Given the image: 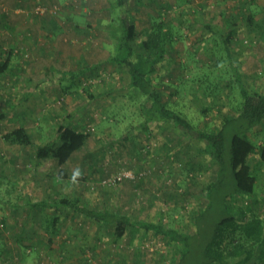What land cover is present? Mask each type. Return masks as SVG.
<instances>
[{
    "label": "rangeland",
    "instance_id": "obj_1",
    "mask_svg": "<svg viewBox=\"0 0 264 264\" xmlns=\"http://www.w3.org/2000/svg\"><path fill=\"white\" fill-rule=\"evenodd\" d=\"M83 1L0 0V60H10L9 71L0 75V264H171L176 247L152 232L130 227L114 242L112 225L61 207L46 208L35 220L28 206L76 197L96 210L192 233L190 217L205 203L201 190L216 170L198 153L201 142L171 122L139 125L141 100L130 92L125 72L109 60L108 27L118 26L125 11L112 8L109 0ZM249 2L258 6L251 26L244 17ZM131 4L128 13L139 31L149 28L152 17L172 26L173 49L158 63L152 83L193 124L215 127L233 113L241 101L238 78L248 90L264 91V0ZM62 48L75 57L68 62ZM65 69L76 77L70 79ZM60 124L89 135L62 166L66 177L54 160L38 161L34 155L35 145L51 139ZM20 126L32 133L31 146L2 141L4 132ZM248 136L264 146V122ZM258 158L255 150L249 161ZM77 168L81 179L73 183ZM257 174L255 210L262 218L264 167ZM119 175L122 180L103 184ZM215 213L206 211L201 224ZM51 215L58 217V234L49 243L42 225Z\"/></svg>",
    "mask_w": 264,
    "mask_h": 264
},
{
    "label": "trees",
    "instance_id": "obj_2",
    "mask_svg": "<svg viewBox=\"0 0 264 264\" xmlns=\"http://www.w3.org/2000/svg\"><path fill=\"white\" fill-rule=\"evenodd\" d=\"M132 1L136 4L141 0H109L112 8L123 7L125 11L118 26L108 27L113 38L109 60L125 72L130 92L141 100L140 126L146 127L149 122H171L175 130L199 140L203 146L197 149L198 153L201 152L216 166L201 190L205 203L190 217L195 229L192 233H183L177 228L134 220L117 211L96 210L69 196L54 202L40 200L28 204L33 218L36 220L37 213L46 208L72 210L98 225H112L114 242L122 239L130 227L145 233L152 232L176 247L178 256L171 264H185L191 254L187 264H264V217H259L255 210L259 197L257 173L264 167V146L257 145L248 136L249 131L264 122V91H250L238 78L241 101L237 100L233 113L223 115L215 127L193 124L181 116L169 105L164 90L152 83L158 63L173 49L171 43L175 37L172 26L160 16L157 19L152 17L149 28L139 31L128 13ZM256 7L249 2L244 15L248 26L255 22ZM204 26L213 31L209 24ZM230 38V34L223 38L225 46ZM9 65V56L0 60V75L9 71ZM67 76L70 79L76 77L74 72H69ZM1 139L8 145L23 148L34 143L32 133L21 126L4 132ZM88 139L87 133L60 124L51 139L35 145L34 155L38 161L54 160L60 166L59 175L66 177L62 166L86 145ZM255 150L259 158L253 163L249 161V156ZM211 208L216 212L215 217L201 224V217ZM57 223L58 217L51 215L42 225L49 243L58 234ZM196 236L199 239L196 240ZM28 249H23V256L29 253Z\"/></svg>",
    "mask_w": 264,
    "mask_h": 264
},
{
    "label": "built area",
    "instance_id": "obj_3",
    "mask_svg": "<svg viewBox=\"0 0 264 264\" xmlns=\"http://www.w3.org/2000/svg\"><path fill=\"white\" fill-rule=\"evenodd\" d=\"M36 12H40V8L39 7L36 8ZM122 178H123V176L119 175V176H117V178H112V179H109V180H104L103 181V184H114V183L122 180Z\"/></svg>",
    "mask_w": 264,
    "mask_h": 264
},
{
    "label": "clouds",
    "instance_id": "obj_4",
    "mask_svg": "<svg viewBox=\"0 0 264 264\" xmlns=\"http://www.w3.org/2000/svg\"><path fill=\"white\" fill-rule=\"evenodd\" d=\"M80 176H81V171L80 169L77 168L72 174V177H71L72 182L75 183Z\"/></svg>",
    "mask_w": 264,
    "mask_h": 264
},
{
    "label": "crops",
    "instance_id": "obj_5",
    "mask_svg": "<svg viewBox=\"0 0 264 264\" xmlns=\"http://www.w3.org/2000/svg\"><path fill=\"white\" fill-rule=\"evenodd\" d=\"M168 1H166V2H164V3H167ZM255 4V3H254ZM61 50H63V51H65L64 50V48H62ZM66 52V51H65ZM75 56H73V55H71L68 51L66 52V59H67V61L69 62V60L71 59V58H74ZM53 61H55V60H52V62ZM73 63V62H72ZM70 64V63H69ZM65 70H67V71H65V72H69L70 70L69 69H65Z\"/></svg>",
    "mask_w": 264,
    "mask_h": 264
}]
</instances>
